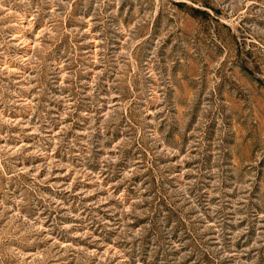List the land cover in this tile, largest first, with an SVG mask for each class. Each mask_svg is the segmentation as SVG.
I'll return each mask as SVG.
<instances>
[{
    "label": "rangeland",
    "instance_id": "1",
    "mask_svg": "<svg viewBox=\"0 0 264 264\" xmlns=\"http://www.w3.org/2000/svg\"><path fill=\"white\" fill-rule=\"evenodd\" d=\"M0 264H264V0H0Z\"/></svg>",
    "mask_w": 264,
    "mask_h": 264
}]
</instances>
